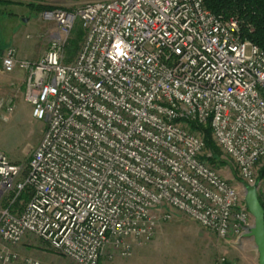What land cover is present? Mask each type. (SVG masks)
<instances>
[{
	"label": "built area",
	"instance_id": "2783aa9c",
	"mask_svg": "<svg viewBox=\"0 0 264 264\" xmlns=\"http://www.w3.org/2000/svg\"><path fill=\"white\" fill-rule=\"evenodd\" d=\"M44 17L59 30L42 58L0 53L5 72L26 71L25 98L46 123L27 171L0 150V264H44L21 253L28 236L76 264H99L107 248L126 257L175 213L245 237L244 193L190 127L210 125L264 207V50L241 19L205 0H83ZM78 19L84 38L66 62Z\"/></svg>",
	"mask_w": 264,
	"mask_h": 264
},
{
	"label": "rangeland",
	"instance_id": "374dc122",
	"mask_svg": "<svg viewBox=\"0 0 264 264\" xmlns=\"http://www.w3.org/2000/svg\"><path fill=\"white\" fill-rule=\"evenodd\" d=\"M82 1L0 0V53L15 47L20 59L38 61L45 55L59 30L54 20L44 17L45 11L59 8L75 11ZM78 22L81 21L76 20L74 27ZM68 57L70 54L65 48L64 60ZM22 80L10 82L9 78L0 79V150L6 152L11 160L22 164L27 171L30 157L46 130V123L33 116L32 106L25 98ZM2 102L10 103L13 111L7 112L1 106ZM218 148V160L215 164L208 160L210 165L244 193V182L236 165ZM206 154L212 155L207 148ZM24 243L62 256L33 236H28ZM142 246L145 249L137 253V247ZM141 254V260L146 264H260L253 238L219 237L183 213H175L171 219L160 218L155 235L149 240H134L129 256H121L116 250L107 248L99 264L103 261L108 264L127 261Z\"/></svg>",
	"mask_w": 264,
	"mask_h": 264
},
{
	"label": "trees",
	"instance_id": "16d2710c",
	"mask_svg": "<svg viewBox=\"0 0 264 264\" xmlns=\"http://www.w3.org/2000/svg\"><path fill=\"white\" fill-rule=\"evenodd\" d=\"M207 7L216 15L224 18L238 17L241 19L244 36L255 42L264 50V0H205ZM84 38V29L81 22L73 28L70 38L66 43V50L70 57L66 62L72 61L77 54L80 43ZM193 131L203 132L206 148L212 155L208 157L211 163L218 160L219 148L215 144L210 125H201L198 122H191ZM264 167L261 169L260 177L263 176ZM30 198L29 193H24L21 200L25 202Z\"/></svg>",
	"mask_w": 264,
	"mask_h": 264
},
{
	"label": "crops",
	"instance_id": "0c3cea01",
	"mask_svg": "<svg viewBox=\"0 0 264 264\" xmlns=\"http://www.w3.org/2000/svg\"><path fill=\"white\" fill-rule=\"evenodd\" d=\"M1 77L9 78L10 82L17 81V80L20 81L23 79L22 80L23 87L25 88V82L27 78L26 71L17 69L12 73H7L3 70L2 63L0 60V79ZM25 244L26 243H23L19 247L21 253L39 258L40 260L43 261L44 264H71V262L66 257L52 254L51 252L46 251V250L35 249V248L28 246V244L27 245ZM144 249H145L144 246L137 247L136 251L138 253L139 251H143ZM141 258H142V254L139 256L135 255L134 258L128 259L127 261H122V262H117V263L111 262V264H146L145 262L141 260ZM101 264H108V262L103 261Z\"/></svg>",
	"mask_w": 264,
	"mask_h": 264
},
{
	"label": "water",
	"instance_id": "95a60500",
	"mask_svg": "<svg viewBox=\"0 0 264 264\" xmlns=\"http://www.w3.org/2000/svg\"><path fill=\"white\" fill-rule=\"evenodd\" d=\"M244 196L248 209L255 219L253 227L245 237L255 240L259 252V263L264 264V207L260 200L257 186H246Z\"/></svg>",
	"mask_w": 264,
	"mask_h": 264
}]
</instances>
